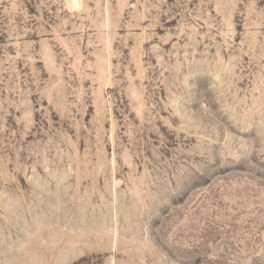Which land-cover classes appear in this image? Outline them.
Instances as JSON below:
<instances>
[{"label":"rangeland","instance_id":"1","mask_svg":"<svg viewBox=\"0 0 264 264\" xmlns=\"http://www.w3.org/2000/svg\"><path fill=\"white\" fill-rule=\"evenodd\" d=\"M0 264H264V0H0Z\"/></svg>","mask_w":264,"mask_h":264}]
</instances>
